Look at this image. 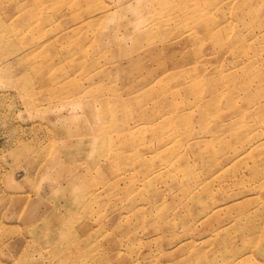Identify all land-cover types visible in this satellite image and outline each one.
Returning <instances> with one entry per match:
<instances>
[{"label":"rangeland","instance_id":"rangeland-1","mask_svg":"<svg viewBox=\"0 0 264 264\" xmlns=\"http://www.w3.org/2000/svg\"><path fill=\"white\" fill-rule=\"evenodd\" d=\"M0 264H264V0H0Z\"/></svg>","mask_w":264,"mask_h":264}]
</instances>
